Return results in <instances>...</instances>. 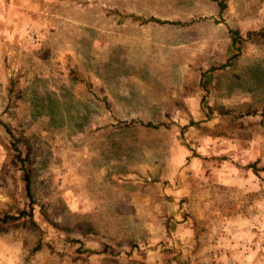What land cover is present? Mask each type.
<instances>
[{
  "label": "rangeland",
  "instance_id": "obj_1",
  "mask_svg": "<svg viewBox=\"0 0 264 264\" xmlns=\"http://www.w3.org/2000/svg\"><path fill=\"white\" fill-rule=\"evenodd\" d=\"M223 2L0 0V264H264V0Z\"/></svg>",
  "mask_w": 264,
  "mask_h": 264
},
{
  "label": "trees",
  "instance_id": "obj_2",
  "mask_svg": "<svg viewBox=\"0 0 264 264\" xmlns=\"http://www.w3.org/2000/svg\"><path fill=\"white\" fill-rule=\"evenodd\" d=\"M212 1H217L219 2V5L224 9L225 5L223 0H212ZM154 22H157L159 24H163V22L159 20L153 19ZM231 38H232V45L236 46L237 43L240 42L241 37L237 31H231ZM252 38H261L264 39V28L258 30V31H252V32H247L246 33V40H251ZM249 168H252L253 172H256L257 169H255L254 165H250ZM22 180L24 182V190H25V195L28 200V209L27 211H23L22 216H26L28 218L32 219L33 216V211H34V203H33V198H32V192H31V183H30V177L28 172H24Z\"/></svg>",
  "mask_w": 264,
  "mask_h": 264
}]
</instances>
